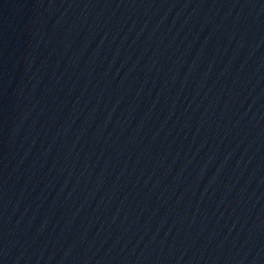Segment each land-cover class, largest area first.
<instances>
[{
    "label": "water",
    "instance_id": "1",
    "mask_svg": "<svg viewBox=\"0 0 264 264\" xmlns=\"http://www.w3.org/2000/svg\"><path fill=\"white\" fill-rule=\"evenodd\" d=\"M116 264H264V38Z\"/></svg>",
    "mask_w": 264,
    "mask_h": 264
}]
</instances>
